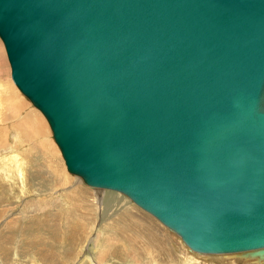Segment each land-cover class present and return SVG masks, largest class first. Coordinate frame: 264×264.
Masks as SVG:
<instances>
[{
    "label": "water",
    "instance_id": "1",
    "mask_svg": "<svg viewBox=\"0 0 264 264\" xmlns=\"http://www.w3.org/2000/svg\"><path fill=\"white\" fill-rule=\"evenodd\" d=\"M0 38L69 173L264 262V0H0Z\"/></svg>",
    "mask_w": 264,
    "mask_h": 264
},
{
    "label": "rangeland",
    "instance_id": "2",
    "mask_svg": "<svg viewBox=\"0 0 264 264\" xmlns=\"http://www.w3.org/2000/svg\"><path fill=\"white\" fill-rule=\"evenodd\" d=\"M0 61V246L10 250L0 264H46L38 246L49 251L47 264H264L248 254L198 253L125 195L69 173L46 117L15 85L1 38ZM40 236L32 247L28 240ZM105 238L119 250L102 257Z\"/></svg>",
    "mask_w": 264,
    "mask_h": 264
},
{
    "label": "bare ground",
    "instance_id": "3",
    "mask_svg": "<svg viewBox=\"0 0 264 264\" xmlns=\"http://www.w3.org/2000/svg\"><path fill=\"white\" fill-rule=\"evenodd\" d=\"M1 62V61H0ZM10 63V62H9ZM3 64V63H2ZM2 69H0V71H1ZM12 76V75H11ZM13 79V78H12ZM14 85V84H13ZM16 85V84H15ZM2 85L0 84V102H3L4 101V92H2ZM19 89V88H18ZM33 104V103H32ZM1 105V104H0ZM1 111V110H0ZM44 115V114H43ZM2 118V117H1ZM0 118V119H1ZM44 119V118H43ZM46 120V119H45ZM2 122V121H1ZM47 124V123H46ZM3 126V125H2ZM46 126V125H45ZM20 135V134H19ZM1 137V136H0ZM2 145V144H1ZM7 148V147H6ZM17 156H15V158H16ZM12 161H16V159H14V160H12ZM11 161V162H12ZM99 189H104V188H99ZM102 195V194H101ZM100 200V199H99ZM135 203V202H134ZM136 204V203H135ZM139 206V205H138ZM6 213V212H5ZM4 214V213H3ZM2 214V215H3ZM1 215V214H0ZM48 218L49 217H46V218H43V217H41V220H47V221H45V222H49L48 221ZM11 219V218H10ZM16 221V220H15ZM10 223V222H9ZM7 224V223H6ZM9 225L10 224H7V226L6 227H9ZM49 225H51V227L49 228V229H51V231H54L55 229H54V226L56 225V221L54 220L53 222H51V223H49ZM72 226V225H71ZM42 227V226H41ZM72 228L74 229L75 227L74 226H72ZM12 229V228H11ZM54 229V230H53ZM72 229V230H73ZM139 230V229H138ZM72 232V231H71ZM152 232V231H151ZM55 233V232H54ZM74 233V232H73ZM171 233V232H170ZM126 234V233H125ZM150 234V233H149ZM148 234V235H149ZM152 234H153V232H152ZM40 234H36V237H38ZM122 235V234H121ZM171 235H173L172 233H171ZM2 236V235H1ZM4 236V235H3ZM40 237H41V239H40ZM39 237V240H38V242H37V240H34V239H29L28 240V242L32 245V247L33 246H35V245H37L38 243H39V241H43L44 239V236L42 237V236H40ZM151 237H152V235H151ZM150 237V238H151ZM33 238V237H32ZM49 238H46V240H48ZM128 239V241H129V243H131V245H135L134 243H135V241L133 240V239H130V238H127ZM49 240H51V239H49ZM104 241V240H103ZM125 241V240H124ZM183 241V240H182ZM5 242V241H4ZM9 242V241H8ZM23 242V241H22ZM25 242H27V241H25ZM112 239H106L105 238V243H103L102 245H101V247L102 246H105V249L102 251V257H107V255H109L110 253L111 254H114V253H116V251H114V249L117 247V245L116 246H112ZM184 242V241H183ZM137 243V242H136ZM185 243V242H184ZM186 244V243H185ZM1 245V244H0ZM29 245V244H28ZM119 245V244H118ZM187 245V244H186ZM188 246V245H187ZM31 247V246H30ZM28 248V247H27ZM114 248V249H113ZM118 248V247H117ZM44 248H41V247H39L38 246V250H37V252H40V254L42 255L41 257H43L44 258V261L46 262V264H47V261H48V258H49V254H48V250L45 252V250H43ZM8 246H0V252H2L3 254H1V255H3V256H5V255H7L6 254V252L8 253V252H10V250H8ZM29 250V249H28ZM32 250V249H31ZM118 250H119V248H118ZM193 250V249H192ZM23 251H26V250H23ZM52 251V250H51ZM68 251H70V250H68ZM197 252V251H196ZM198 253H202V254H212V255H215V256H218V254L219 253H215V254H213V253H203V252H198ZM37 254V253H36ZM240 254V253H239ZM54 256V255H53ZM236 256V255H235ZM239 257H240V255H238ZM214 257V256H213ZM219 257H221V256H219ZM226 257V256H225ZM248 257V256H247ZM87 258H89L90 259V262L93 260V258L92 257H87ZM98 259H100L101 257H97ZM222 258V257H221ZM221 258H220V260H221ZM228 258H229V256H228ZM7 259V258H6ZM51 259H54V258H51ZM214 259H216V258H214ZM233 260V259H232ZM256 260V259H255ZM219 261V260H218ZM228 261V260H227ZM50 262V261H49ZM94 263H95V261H94ZM208 263H210L209 261H206V264H208ZM238 263H240V262H238ZM244 264H245V262H244Z\"/></svg>",
    "mask_w": 264,
    "mask_h": 264
}]
</instances>
